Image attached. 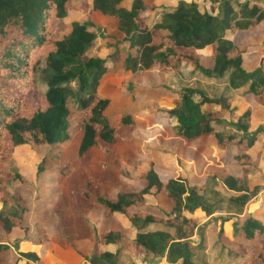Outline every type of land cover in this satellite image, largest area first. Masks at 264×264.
I'll list each match as a JSON object with an SVG mask.
<instances>
[{
  "label": "trees",
  "instance_id": "trees-1",
  "mask_svg": "<svg viewBox=\"0 0 264 264\" xmlns=\"http://www.w3.org/2000/svg\"><path fill=\"white\" fill-rule=\"evenodd\" d=\"M71 1L0 0V202L9 198L13 206L11 211L0 208V230L4 236L13 229L24 234L17 242L18 252L0 240V264H38L46 243L75 252L68 238L51 227L48 210L34 223L32 235L26 234L23 217L27 205L18 190L6 195L9 182L22 180L15 171L5 170V164L13 148L25 143L23 132L39 134L46 145L35 169L37 177L54 175L59 192L70 205L79 202L87 210L98 211L101 218L121 214L135 230L132 238L117 227L95 233L88 257L82 258L84 264H117L120 255L160 257L168 264H203L195 255L202 247L190 244L187 238L199 221L194 214L209 215L221 202L207 194L205 180L189 183L179 174L161 179L149 159L145 160V170L134 177L118 170V185L90 175L71 178L75 166L60 162V145L78 136L76 164L114 169L120 158L129 163L127 152L137 133L132 112L121 111L123 98L135 100L132 86L147 71L179 73L186 68L207 79L224 80L246 104L242 111L236 112L224 95L209 98L193 87L175 91L159 85L153 89L172 97L169 103L156 101L150 114L167 123L176 140L189 144L210 136L220 149L231 147L228 163L213 168L206 179L224 188L241 206L263 190L260 181L248 179L258 160L248 156L256 138L247 131L252 105L264 110V66L261 63L253 70L246 69L243 55L256 45L234 43L233 37L236 32H254L264 19V9L239 0H206L209 11L195 0H180L158 11L144 0H130L126 7L120 6L122 0H91L86 21L70 22L69 30L57 39L49 21L65 18ZM94 27L104 31L101 39L108 51L106 58L119 62L129 77L127 95H122L109 76L106 58L85 56L95 39L90 30ZM40 62L44 64L39 71L45 85L43 93L35 85ZM28 95L36 97L33 105ZM203 103L226 111L228 128L215 131L212 123L220 119L215 113H203ZM109 156H113L110 161ZM136 181L144 182L141 188L121 189ZM147 194L162 195L167 208L146 205L143 196ZM261 202L262 206L238 229H221L217 235L221 249L240 259L236 264H264V195ZM223 236L231 239L233 247L223 245ZM254 238L258 249L246 244ZM107 245L115 246V250L102 248Z\"/></svg>",
  "mask_w": 264,
  "mask_h": 264
},
{
  "label": "rangeland",
  "instance_id": "rangeland-1",
  "mask_svg": "<svg viewBox=\"0 0 264 264\" xmlns=\"http://www.w3.org/2000/svg\"><path fill=\"white\" fill-rule=\"evenodd\" d=\"M145 2L155 5L157 10L162 7H172L180 0H144ZM190 1V0H184ZM200 8L206 11L210 10V3L206 0H195ZM248 1L250 3H258L264 9V2L261 0H239ZM91 0H72L69 2L68 13L65 18L58 21L52 18L49 25L55 38H61L68 30L69 23L72 21L84 22L87 19V10L90 8ZM130 0H122L120 6H128ZM155 15L147 19L151 23ZM151 19V20H150ZM95 33V39L90 43L85 52V56L95 54L100 58H106L104 41L101 39L104 33L101 27L90 29ZM234 43H251L256 45L255 49L243 55V65L248 70L255 69L262 63L264 66V19L257 26L254 32H237L233 37ZM206 59V58H205ZM106 65L109 69V76L117 83L122 95L129 93L128 75H125L121 69L119 62H113L106 58ZM44 66L39 63L35 73V85L40 93L45 90L44 82L39 73ZM163 85L178 90L183 86L193 87L202 91L209 98H216L224 95L229 98L230 106L234 107L236 112L242 111L246 105L240 102L236 92L230 90L224 80L207 79L198 72H190L186 68H181L179 73L167 72L162 74L156 70L147 71L145 75L134 82L132 86L135 100L130 102L127 97L123 98V107L121 111H131L136 121L137 133L133 134L130 148L127 152L130 157L129 163L120 158L116 168L90 166L88 164H76L75 149L78 136L71 141L60 145L61 163H71L75 166L74 171L69 177L79 178L83 175H90L95 179L101 180L106 184L118 183V170L127 173L129 177H134L146 168L145 160L152 161L154 168L158 172L161 179L181 175L186 177L189 183L206 182L207 194L217 197L221 200L218 209L211 214L204 215L196 212L194 216L199 218L195 224L192 234L187 241L192 245H200L201 250H196L198 262L203 264H236L240 259L221 249L218 244V233L222 230L238 229L241 222L248 216L253 214L260 206H262V195H264V110H258L252 105V114L250 117L247 135L255 136V141L248 150V156L251 159L257 158L256 169L248 173L249 181H260L262 192L247 199L241 206L239 202L232 199V196L221 186L215 184L212 180L206 179L211 174L213 168L225 166L230 160L232 153L231 147L228 149H220L213 137L204 136L192 143L186 144L179 139H174L170 133L168 124L155 120L156 117L151 116L150 111L156 101L169 103L172 95L165 93L159 88ZM128 87V89H127ZM128 90V91H127ZM31 105L36 102V97L28 95ZM203 113H215L220 122H213L212 126L215 131H221L228 128L226 125L228 113L219 110L209 103H203L200 106ZM25 143L16 145L13 148L11 159L5 164V170L15 171L20 174L22 180H14L9 182L5 187L7 196L18 190L22 200L27 205L28 211L24 214L23 224L27 227L26 234L32 235L34 231V223L42 220L43 211L48 210L50 214L51 227L55 229L59 235L68 238L75 252L68 249L59 248L49 243L44 244L41 249V257L38 264H84L82 258L88 257L91 251L93 235L103 230L111 228H121L128 236H134V228L127 219L118 213L101 218L98 211L87 210L81 206L79 202L70 205L67 198L59 192V187L55 182V176L49 173L35 175V169L41 157L45 154L46 145L40 140L39 134L22 133ZM136 135H138L136 137ZM113 156H109L110 161ZM110 171V173H109ZM134 182V181H133ZM144 182L136 181L135 184L125 185L122 190H137L142 187ZM70 189V188H68ZM154 189H151V193ZM146 205L161 206L167 208V203L162 195L153 197L152 194L143 196ZM4 207L11 211L13 206L9 198L0 202V208ZM264 215V212H263ZM23 232L13 229L9 235L4 236L0 230V240L9 244L12 251L18 252V240L23 237ZM223 245L233 247L231 239L227 236L222 237ZM249 248L258 249L256 239L246 241ZM103 249L114 251L115 246H103ZM235 248V247H234ZM202 253V254H201ZM11 264V263H10ZM22 264V261L20 262ZM117 264H168L160 257L142 256V255H120ZM178 264V263H177Z\"/></svg>",
  "mask_w": 264,
  "mask_h": 264
},
{
  "label": "crops",
  "instance_id": "crops-1",
  "mask_svg": "<svg viewBox=\"0 0 264 264\" xmlns=\"http://www.w3.org/2000/svg\"><path fill=\"white\" fill-rule=\"evenodd\" d=\"M257 5H259L258 3H257ZM239 32H237V34H238ZM206 60H207V62H208V57H206Z\"/></svg>",
  "mask_w": 264,
  "mask_h": 264
}]
</instances>
